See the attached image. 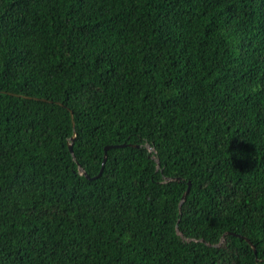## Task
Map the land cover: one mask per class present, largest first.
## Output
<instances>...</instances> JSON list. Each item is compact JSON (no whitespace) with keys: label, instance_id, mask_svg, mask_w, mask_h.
Wrapping results in <instances>:
<instances>
[{"label":"trees","instance_id":"16d2710c","mask_svg":"<svg viewBox=\"0 0 264 264\" xmlns=\"http://www.w3.org/2000/svg\"><path fill=\"white\" fill-rule=\"evenodd\" d=\"M0 264H264V0H0Z\"/></svg>","mask_w":264,"mask_h":264},{"label":"water","instance_id":"95a60500","mask_svg":"<svg viewBox=\"0 0 264 264\" xmlns=\"http://www.w3.org/2000/svg\"><path fill=\"white\" fill-rule=\"evenodd\" d=\"M72 116H73V114H72ZM73 124H75L74 121H73ZM74 137H75V135L72 136L71 142L69 143V148H70V151L72 152L73 155H74V151H73L72 141L74 140ZM106 158H107V155L105 154V157H104V160H103V163H102V167H101V170H100L98 176H100L102 174L103 170H104V165H105V162H106ZM80 169H81V167H80ZM190 187H191V183L189 182L188 188H187L186 192L184 193V195L182 197V202L185 201L186 195L188 194V192L190 190ZM244 238L251 244V246L254 248V251L256 252V247L252 244V242L250 241V239L247 238V237H244Z\"/></svg>","mask_w":264,"mask_h":264}]
</instances>
